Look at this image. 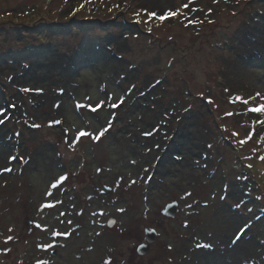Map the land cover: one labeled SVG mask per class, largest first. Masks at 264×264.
Here are the masks:
<instances>
[{"label":"rangeland","instance_id":"obj_1","mask_svg":"<svg viewBox=\"0 0 264 264\" xmlns=\"http://www.w3.org/2000/svg\"><path fill=\"white\" fill-rule=\"evenodd\" d=\"M109 1L0 0V264H264V0Z\"/></svg>","mask_w":264,"mask_h":264},{"label":"snow or ice","instance_id":"obj_2","mask_svg":"<svg viewBox=\"0 0 264 264\" xmlns=\"http://www.w3.org/2000/svg\"><path fill=\"white\" fill-rule=\"evenodd\" d=\"M193 3V0H188L187 3L182 4L181 7L176 8L175 10H173L172 8L167 9L166 11H164L162 14L157 13L155 11H145V14L150 18V19H158L159 21L163 22L165 20H167L168 18H173V17H178L180 15H182L185 11L191 10V11H198V9H190V5ZM83 6V5H81ZM115 7H119L118 5H116ZM209 12L212 11V9H208ZM134 17H136V21L137 23L140 22V12H135L133 13ZM189 24H196L199 23V21L197 20H189L188 21ZM149 31H151V29H149ZM24 91H29L28 89H24ZM237 99H240L239 97ZM124 102V97L121 96L118 101L116 103H113L111 105V108L113 109H118ZM104 102L101 101L99 103H97L95 106L93 105H88V107L90 108L91 112L95 113L97 112V109H102ZM80 107H83V105H80ZM251 111L254 112H264V104H260L257 106H254ZM4 120L0 119V124H3ZM53 123H58L57 121H53ZM261 123H264V121H261ZM112 126V121H109L107 123L106 126H102L98 131L96 132H86L84 130H80L76 133L75 137L69 141L68 143V147L69 148H74L76 145H78L81 142V138H90L92 140L95 141H100L105 135L106 133L110 130ZM240 143H244V141H240ZM9 159L11 160H15L16 157L12 156ZM260 159L262 161H264V156H261ZM249 167H251V165H249ZM4 171L6 172H10L11 169L9 168H5ZM99 171V169H98ZM123 179V177H121V180ZM66 180L65 176H60L59 177V181H64ZM53 187H57L56 184L53 185ZM53 235H58V233L53 232ZM63 235H70L69 233H67L66 231L63 233ZM11 238V237H10ZM46 247H51V245H46ZM204 247H210V245H204ZM37 264H40V262L38 261Z\"/></svg>","mask_w":264,"mask_h":264},{"label":"trees","instance_id":"obj_3","mask_svg":"<svg viewBox=\"0 0 264 264\" xmlns=\"http://www.w3.org/2000/svg\"><path fill=\"white\" fill-rule=\"evenodd\" d=\"M60 1L63 2V5H64V8L63 9H65V11H69V10H73L74 11V10H76V7H77V5L79 3H85V2H88L89 0H60ZM51 3H52V1H51ZM108 5H111L112 6V9L114 11L117 10V7H115L116 6L115 0H110L108 2ZM41 19H43L44 21H46V23L45 24H42L40 26V28L38 27V28L33 29V31H35L34 33L37 34V37L36 38H37V41H38V45L37 46H34L32 44L33 47H32V45L28 47V52L31 53L34 58H39V57L43 56L42 55L43 54V49L46 48V47L48 48V47H50L52 45V43L49 42V41L46 42V44H45L44 39L41 41L40 38H39L40 37V32H38V31H40L41 29H43V27H51L52 30L55 29V27L53 26V25H55V22H53L51 19L50 20H47L45 17H41ZM78 21H79V24L80 25L82 23H85L86 22V20H83L82 18L79 19ZM32 22H35V21H32ZM66 24H67V22L66 23L64 22L61 26L64 27ZM38 29H40V30H38ZM62 30H64V29H62ZM22 35H26V33L24 32ZM40 41L42 42L41 44L45 46L44 48L42 46H40V44H39ZM97 47H98V45H97ZM33 51H36V52H33ZM256 117H257L256 120H253L252 119L253 120V123L256 126V128L258 129V131L263 135V140H264V123H261V121H264V115L258 113L256 115Z\"/></svg>","mask_w":264,"mask_h":264},{"label":"water","instance_id":"obj_4","mask_svg":"<svg viewBox=\"0 0 264 264\" xmlns=\"http://www.w3.org/2000/svg\"><path fill=\"white\" fill-rule=\"evenodd\" d=\"M176 212H177V204L173 202V203L168 204L166 206L163 214L165 216L173 217V216H175ZM112 224H113V219L108 222V226H111ZM154 237H155L154 232H152V231L147 232L148 242H152L154 240ZM147 250H149V245L145 244V245H141L139 247L138 252H139V254H144Z\"/></svg>","mask_w":264,"mask_h":264}]
</instances>
